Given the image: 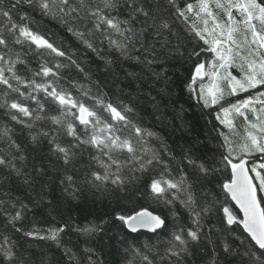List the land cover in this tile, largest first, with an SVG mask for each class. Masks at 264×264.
Here are the masks:
<instances>
[{"label":"snow or ice","instance_id":"1","mask_svg":"<svg viewBox=\"0 0 264 264\" xmlns=\"http://www.w3.org/2000/svg\"><path fill=\"white\" fill-rule=\"evenodd\" d=\"M125 3L129 10L125 20L111 14L118 12L121 0H78V3L73 0H12L7 7L0 4V110L22 129L37 128L35 132H29L34 145L39 146L41 137H50L49 151L65 166L76 162L77 150L81 154L87 151L90 160L95 162L96 167L89 166L79 184L66 176L65 193L72 199H87L89 193L93 198L99 195L105 201H114L119 211L108 215L107 221L100 217V224L83 228L77 225L72 227L73 231L85 237L99 233L97 243L103 244L110 229L102 225L118 221L117 231L108 237V244L119 235V243L140 256L144 264H156L157 256L162 264L165 261L182 264L189 243L199 244L202 237L212 245L209 264H264V197L260 195L264 193V0H188L183 7L176 0H164V10L183 25L188 39L194 41L187 53L189 60L197 58L187 83L191 95L206 109L219 106L215 112L216 120L229 132L234 130L233 121L238 117L248 129L256 130L254 133L246 129L247 135L236 155L232 140L217 129L227 154H220V160L213 154L211 164L199 161L191 148L181 150L177 156L162 141L158 147L153 146L152 138H159L133 118L134 109L128 105L105 102L101 95L92 96L83 88L80 89L82 94L94 104L88 105L73 96L68 87L61 84L62 70L72 66L80 71L83 69L66 50L31 26L30 13L38 12L42 17L65 25L68 32L98 56L106 41L109 49L125 59H139L131 56V52L139 51L135 47L137 41L143 47L140 35L154 29V35L162 38L163 44L159 51L144 49L148 53L145 57L148 64L155 63L160 57L184 56L185 38L159 15L161 5H155L156 11H153L145 0H125ZM13 12L18 15L19 22L13 18ZM140 16L144 17V22L138 33L135 22ZM81 20L87 28V36L99 41L101 48L71 23ZM25 44L28 52L39 60L35 70L16 50V45ZM204 53L209 55L201 60ZM21 64L31 72V78L18 72L17 65ZM233 68L239 70V76L232 73ZM41 92L45 97L43 102L39 97ZM25 96L33 101L35 108L18 99ZM227 97L238 99L233 102ZM49 103L58 105L59 115L47 114L52 111L46 107ZM249 113L253 119L249 118ZM42 120L56 126V135L38 128V122ZM77 122L82 126V132ZM12 131L7 125L0 128V140L8 145L7 156H0V166L20 177L24 175L25 156L20 145L12 139ZM61 132L72 138L67 145L57 140ZM254 153L261 154L262 162L249 168L246 157ZM17 160L21 167H17ZM213 181L219 192L210 188ZM25 183L29 181L26 179ZM42 200L43 195L37 197V203ZM124 200L130 207L122 206ZM229 201L234 203L238 213ZM177 203L187 213L190 227L177 217ZM146 204L172 208L171 215L176 219L169 224L166 217ZM28 208L23 201L0 200V214L5 218L6 226L11 225L30 240L47 239L62 247L60 234L71 226V217L41 234L35 228L29 231L17 226V222L25 219ZM206 223L208 234L203 232ZM141 230L153 234L147 237L146 252L133 247L141 242ZM165 236L166 239H162ZM153 238L156 244L151 243ZM63 250L69 264H101L94 258L92 248H85L86 257L77 256L70 248ZM0 264H37V261L28 249L17 247L4 233L0 238ZM39 264L53 262L41 257Z\"/></svg>","mask_w":264,"mask_h":264},{"label":"trees","instance_id":"2","mask_svg":"<svg viewBox=\"0 0 264 264\" xmlns=\"http://www.w3.org/2000/svg\"><path fill=\"white\" fill-rule=\"evenodd\" d=\"M12 0H0V4L7 7ZM188 0H176V3L183 7ZM261 2V0H258ZM73 3H78V0H73ZM145 3L156 11L155 5H161L159 15L166 18L171 24L174 31L179 32L184 37V56L177 54L174 58L160 57L153 64H148L145 57L149 51H159L163 44V39L154 35V29H148L140 35L143 41L141 47L140 41L136 42V49L132 51L131 56L139 59L121 58L114 50L108 48L105 41L100 55L93 53L87 49L83 43L68 32L67 27L59 21L49 17H42L38 12H32V27L46 36L51 42L66 50L77 62L83 71H80L72 66L62 70L63 80L61 84L67 86L73 96L83 100L88 105L94 104L92 99L84 96L81 88L90 92L92 96L101 95L105 102L111 101L120 105H128L134 109L131 115L138 120L143 127L151 130L156 134V138H152L153 146H159L162 141L169 150L177 156L181 150L191 148L194 157L199 161H204L211 164V156L216 154V159L220 160V154H227L226 149L222 147L224 144L220 132L223 131L233 142V147L237 149L236 155H239V145L243 143V138L247 135L246 129L255 133V129H248V125L242 118H235L233 124L235 128L229 132L227 127L222 126L216 120L215 112L219 110V106L215 108H204L191 95L187 88V83L191 79V72L196 62V57L188 59L187 53L191 51V46L194 41L188 39V34L184 30L183 25L176 20L170 12L164 10V0H145ZM121 7L118 12L111 13L118 15L121 20L128 19L129 10L125 0H121ZM13 18L19 22L18 15L13 12ZM159 15L157 22H159ZM144 17L140 16L135 22L137 32L143 27ZM81 31H84L86 38L92 39L97 48H101L99 41L93 37L87 36V28L84 27V22L73 21ZM91 27V24L88 25ZM173 43L175 40L173 39ZM16 50L28 61L29 67L33 70L39 66V60L32 53L28 52L27 45H16ZM209 54H202L200 59L203 60ZM101 56L104 59H101ZM110 61L106 63L105 61ZM66 62V61H65ZM17 70L21 75H26L31 78V72H27L24 65H17ZM234 75L239 76L237 68L231 69ZM40 78L37 77V80ZM29 91L28 89H23ZM247 95V94H242ZM14 98L16 94H13ZM41 101L45 100L44 94H39ZM23 103L35 108L33 101L25 97H19ZM228 100L235 101L238 97H227ZM47 108L52 109L48 115H59V107L55 104H47ZM249 118L253 119L249 113ZM5 125L11 128L12 139L20 145L22 154L25 156L22 172L24 175L17 177L15 173H11L10 169L0 166V200H8L19 202L23 201L29 205L25 210V219L17 222L18 227H23L25 230L33 228L39 230L41 234H46L50 228L58 227L71 217V226L66 228L60 234V244L58 247L54 241L28 239L22 232H16L11 225H5V218L0 214V238L2 234L7 233L11 242L17 247L23 246L35 257L37 264L41 257L45 261H51L55 264L56 261L62 264H69L68 256L64 254V248H70L77 256H85V248H92L95 252V259L101 261V264H144L140 256L127 250V246L119 243L120 236L117 235L115 241L108 244V237L115 235L117 231L116 221L102 225L110 229L108 236L104 237V243H97L96 234L92 237H85L79 232L73 231L72 227H85L89 224H100V217L107 221L108 215L119 211L115 202L105 201L97 195L93 198L92 194H87V199L78 198L72 199L65 193V185L68 184L66 176H71L77 184L81 183L85 177L89 166L95 168V162L90 160L87 151L82 154L77 150L76 162L72 165L65 166L62 160L57 159V156L49 151L50 145L48 138L41 137L39 146L31 142L29 132H35L37 128L31 130L23 128L21 125L14 124L3 115V110H0V128ZM213 125L216 127L214 128ZM52 125L48 120L38 122V128L44 131H49L51 135H56ZM77 127L83 131L82 126L77 122ZM22 129V130H21ZM71 137L66 136L63 132L59 134L57 140L62 145H67L71 141ZM8 145L5 141L0 140V156H7ZM10 158V157H9ZM247 164L249 168L253 164L262 162V156L259 153H254L248 157ZM17 167H21V162L17 160ZM223 170V169H222ZM259 170V169H258ZM102 171V170H101ZM230 176V170L228 169ZM221 177L217 174V179ZM29 183H25V180ZM210 188L219 192V187L213 181ZM43 195L41 203H37V197ZM221 204L224 203L223 195L220 196ZM229 205L237 211L232 203ZM122 206H129L127 200L121 201ZM151 210L157 214H161L167 218L169 224L173 223L174 218L171 215L172 208L156 205H149ZM219 206V205H218ZM177 217L182 218L185 225L191 226L187 213L180 208L179 203L175 206ZM222 215V213H221ZM235 227V226H234ZM242 232V229H240ZM143 232L141 242L133 245L146 252L145 244L147 237L153 234ZM205 234H208V224H205L203 229ZM246 235V234H245ZM162 239H166V236ZM85 240L88 241L85 244ZM151 243L156 244L155 238ZM108 245V246H104ZM159 248L160 245H157ZM212 253V245L203 237L199 244L194 242L189 243L188 253L182 258V264H209V257ZM152 255H155L153 253ZM151 258V256H150ZM156 264H162L159 257H156ZM167 264V261L164 262Z\"/></svg>","mask_w":264,"mask_h":264},{"label":"water","instance_id":"3","mask_svg":"<svg viewBox=\"0 0 264 264\" xmlns=\"http://www.w3.org/2000/svg\"><path fill=\"white\" fill-rule=\"evenodd\" d=\"M234 205V203H232ZM235 206V205H234ZM237 211L239 212V210L237 209ZM242 229V228H241ZM141 231H145V230H141ZM146 232V231H145Z\"/></svg>","mask_w":264,"mask_h":264},{"label":"rangeland","instance_id":"4","mask_svg":"<svg viewBox=\"0 0 264 264\" xmlns=\"http://www.w3.org/2000/svg\"><path fill=\"white\" fill-rule=\"evenodd\" d=\"M262 197H264V193L260 194Z\"/></svg>","mask_w":264,"mask_h":264}]
</instances>
